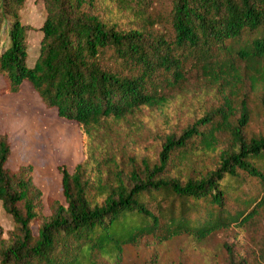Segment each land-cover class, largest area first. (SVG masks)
I'll use <instances>...</instances> for the list:
<instances>
[{
  "label": "trees",
  "instance_id": "trees-1",
  "mask_svg": "<svg viewBox=\"0 0 264 264\" xmlns=\"http://www.w3.org/2000/svg\"><path fill=\"white\" fill-rule=\"evenodd\" d=\"M26 1L0 0L1 93L18 94L27 82L46 108L76 122L84 134L144 106H165L170 91L193 75L218 83L223 102L167 136L158 163L144 162L142 171L133 169L127 180L118 176L96 193L86 162L73 171L60 166L65 202H50L49 216L33 166L7 167L12 147L0 136V200L17 226L7 240L0 225V264H97L101 256L119 261L124 246L143 237L165 242L192 234L202 241L264 207V135L247 138L244 98L233 123L237 95L224 87L242 81L254 87L264 78V0H168L165 20L145 16L152 0H120L133 1L142 17L126 27L100 16L102 0H37L46 17L33 65L22 18ZM226 132L232 140L215 169L187 180L167 175L173 153L190 162L198 151L216 150ZM249 178L258 180L261 195L232 209L230 200L245 193ZM229 264L246 263L232 254Z\"/></svg>",
  "mask_w": 264,
  "mask_h": 264
},
{
  "label": "rangeland",
  "instance_id": "rangeland-1",
  "mask_svg": "<svg viewBox=\"0 0 264 264\" xmlns=\"http://www.w3.org/2000/svg\"><path fill=\"white\" fill-rule=\"evenodd\" d=\"M134 4L133 1L122 4L120 0H102L99 14L108 22L131 26L133 20L142 18L139 11L134 10ZM168 7V0H152V7L145 16L165 20ZM45 17L46 9L41 2L26 1L22 18L28 26L29 65L34 64L39 54ZM4 85L5 80L0 76V88ZM218 86L207 78L193 75L187 85L170 91L165 106H144L123 119H107L92 127L90 134H84L76 122L60 118L46 108L36 91L25 82L18 94L0 92V136L6 135L12 147L6 166L11 170L23 165L33 166V181L43 192V214L49 216L50 202H65L60 166L73 171L77 164L86 162L93 193L99 187L115 185L118 176L127 180L133 169L142 171L144 162L151 165L159 162L167 136L181 133L207 111L222 104ZM224 87L237 95L231 115L233 123L238 122L240 101L244 98L249 109L247 138L264 135V78L254 87L245 81ZM231 140L228 132L220 134L216 150L211 153L198 151L190 162H179V153H173V167L167 175L187 180L215 169L221 152ZM242 189L245 193L230 200L232 209L242 208L249 195L262 193L256 179L244 181ZM254 206L247 208V212ZM0 225L5 239L17 235L16 223L1 200ZM232 254L246 264H264V207H258L246 222L217 231L202 241L192 234L165 242L146 236L125 245L119 261L101 256L97 264H229Z\"/></svg>",
  "mask_w": 264,
  "mask_h": 264
}]
</instances>
